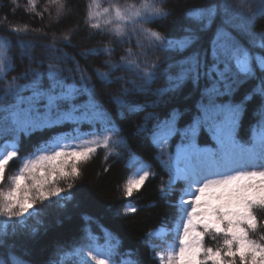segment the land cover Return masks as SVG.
I'll list each match as a JSON object with an SVG mask.
<instances>
[{
	"label": "snow or ice",
	"instance_id": "obj_1",
	"mask_svg": "<svg viewBox=\"0 0 264 264\" xmlns=\"http://www.w3.org/2000/svg\"><path fill=\"white\" fill-rule=\"evenodd\" d=\"M48 5L55 9L57 23L74 14L69 0H48ZM36 7V0H28L30 14ZM99 7L97 0L85 4L83 29L72 25L59 35L45 32L39 42L0 37V101H11L0 103V137L6 133L12 137L0 145V184L5 182L9 164L19 163L8 178L10 187L0 188V217L6 218L0 222V248L7 249V258L0 254V264H29L13 251L15 244H9L7 238L16 235L18 228L36 235L45 208L53 204L64 207L73 200L71 190L82 174L80 166L100 149L105 162L124 159L117 149L127 150L126 167L136 169L125 181L127 197L156 178L150 171L152 165L130 150L125 130L118 123L129 116L141 117L132 135L148 138L157 149L154 159L169 177L159 189L162 198L175 197L172 225L164 224L145 238L153 252L163 249L154 257L159 264H264V32L255 30L257 21L264 20V0H210L196 6L189 12L196 26L186 28L179 39L150 27L172 15L162 0H140L138 4L114 0L102 13ZM214 24L204 47V34ZM5 30L17 36L31 34L26 27ZM81 31L87 32V39L98 35L108 39L103 47L76 54L86 60L103 53L108 57L103 64L108 71L93 67L89 74L88 67H82L76 55L65 50L77 47L73 41ZM241 35L254 45L259 40L255 46L262 52L253 53L241 42ZM134 37L137 50L129 47L116 58L114 53L132 44ZM14 47L22 50L21 58L28 60L29 67L8 79L16 71ZM37 49H43L39 57ZM161 51L179 53L180 59L161 61ZM45 75L50 81L47 88L42 84ZM161 79L164 86L153 87ZM251 79H258L259 85L240 102H233L238 89ZM189 84L198 99L194 114L181 126L184 113L180 108L161 109ZM110 88L115 90L106 91ZM26 91L31 95H24ZM253 95L261 98L260 119L250 137L242 140V118ZM80 97L85 99L77 102ZM105 97L112 108L106 106ZM222 98H228L227 102H221ZM69 123L70 131H54ZM85 123L89 131L81 130ZM35 133L50 135L35 143L31 152L20 155L22 138ZM203 133L211 137L213 146H201ZM174 138L179 142L173 144ZM45 201V208L37 207ZM126 210L137 211L132 205ZM31 219L34 225L29 224ZM104 231L101 245L86 226L81 242L71 250L58 248L48 264H68L69 260L74 264H140L133 259L117 261L120 241ZM152 237L162 244H151ZM206 240L219 243L206 246Z\"/></svg>",
	"mask_w": 264,
	"mask_h": 264
},
{
	"label": "trees",
	"instance_id": "obj_2",
	"mask_svg": "<svg viewBox=\"0 0 264 264\" xmlns=\"http://www.w3.org/2000/svg\"><path fill=\"white\" fill-rule=\"evenodd\" d=\"M90 0H69L73 6V15L64 20L62 23H57L55 18V9L48 5V0H36L35 13H29L28 0H0V37H10L13 41H33L39 42V37L42 33H47L51 36L53 33L59 35L60 30L66 29L68 26H79L81 29L83 25V13L85 4ZM114 0H97L99 4V11L102 13L103 8L108 7ZM122 3H139L140 0H121ZM210 0H162L166 10L172 12V15L166 19L159 21L158 25H150L154 30H159L163 35L171 39H179L185 34V29L196 26L197 22L189 16V12L196 6L206 5ZM218 2V0H217ZM235 2V0H233ZM43 12V16L39 13ZM52 15L49 16L48 13ZM14 13V14H13ZM104 16L101 15L100 23L104 27ZM6 21V23H5ZM216 23H219L217 18ZM26 27L31 34L28 35H14L5 29L9 27ZM216 25H213L212 30L204 34L202 45L207 47L208 40L213 35ZM51 28V31H49ZM257 32H264V20H258L255 26ZM235 34V33H234ZM241 42L248 47L253 53L262 52V50L255 45H259L260 41L256 40L255 45L249 43L248 39L241 35ZM47 43V41H44ZM77 45L76 48L65 49L72 55L78 52L87 51L90 48L103 47L109 41L104 35L95 36L93 39H87V32L81 31L79 36L73 41ZM132 47L135 48V37L132 44H126L119 49L114 56L119 58L124 54V51ZM31 52V49L26 50ZM43 49L35 51L36 56H40ZM12 54L15 56L16 71L10 73L8 79L12 76L22 74L28 67L29 62L26 58H21L22 50L19 47H14ZM161 61L172 62L180 59V54L175 52L159 53ZM77 60L82 67H88L89 74L93 67L100 68L102 71H108L103 66L104 61L108 59L106 55L101 53L98 56H89L86 60L76 55ZM66 65L65 67H70ZM38 67V65H32ZM40 71H44L43 68ZM120 74V73H118ZM259 74V71H258ZM93 82H96V77L93 75ZM20 83H28V81H20ZM71 83V81H69ZM204 81H201V87L204 86ZM258 79H251L243 84L237 93L231 98L233 102H240L246 93L251 92L259 85ZM43 87L47 88L50 81L45 75L42 78ZM165 80L161 79L153 87L164 86ZM3 87V82H0V88ZM115 88L107 89L106 91H114ZM24 95H31L30 91L23 93ZM84 97L78 98L77 102H81ZM167 99V97L165 98ZM198 99L196 91L189 84L184 89L181 95L176 96L171 102L167 104V110L173 106L180 108L184 113L180 124L183 126L186 119H189L195 112V103ZM228 98H222L221 102H227ZM11 101H0V103H8ZM105 104L109 108L112 105L105 97ZM261 108V98L259 95H253L252 99L246 104V111L242 118V127L240 130V138L247 140L252 132V128L259 121V110ZM141 120L140 116H129L126 120L118 121L121 127L125 130V138L128 140L129 148L138 156L143 158L147 163L152 165L151 172L156 173V178L150 179L145 183L140 191L134 192L132 197H127L124 194L125 181L133 173L135 168L126 167L127 164V150L117 149L124 155V159L117 161L110 158L107 162L104 161V150L100 149L97 154L87 163L82 164L81 176L73 182L72 192L75 193L73 200L66 203L64 207H59L53 204L51 207L45 208L47 201L43 204H38L37 207L45 208V212L39 217L42 223L39 225V231L36 235H31L29 229H17L16 235H9L7 238L9 244H15L13 251L29 262V264H48V262L55 258L57 249L62 247L66 250H71L73 246L81 242L84 236V229L88 226L91 232L99 237L98 243L103 245L105 243V231L118 237L120 241L119 253L115 257L117 261L123 259L139 260L140 264H159L154 257L163 249L157 248L155 252L145 243L146 236L152 231L164 224L168 225L173 221L175 210L172 207L175 197L166 201L162 198L159 191L164 187L169 179L166 172L154 159L157 154V149L151 144L147 137H134L132 133L135 131L136 124ZM72 125L65 124L54 131L65 132L70 131ZM82 131H89L88 124L81 125ZM50 133H35L30 138H22L20 155L31 152L32 146L43 137L49 136ZM11 134L6 133L0 137V141L10 140ZM178 138H174L173 144L178 143ZM201 146H213L214 142L207 133H203L200 137ZM166 158V157H165ZM19 167L18 162L9 164L6 171V179L0 188L7 190L10 187L8 178L15 174ZM163 181V184L161 183ZM61 187H66L64 182H61ZM53 200L57 198L53 197ZM135 206L137 211L132 213L126 210V206ZM151 205H155L154 207ZM91 217V220H89ZM6 218L0 217V222ZM30 225L35 224V220H29ZM103 229V230H102ZM8 232H12V225L9 224ZM150 243L154 245L162 244L161 239L152 237ZM217 242L206 240V246L215 247ZM131 253V255H126ZM0 254L7 258V249L0 248ZM68 264H74L73 260H69Z\"/></svg>",
	"mask_w": 264,
	"mask_h": 264
},
{
	"label": "rangeland",
	"instance_id": "obj_3",
	"mask_svg": "<svg viewBox=\"0 0 264 264\" xmlns=\"http://www.w3.org/2000/svg\"><path fill=\"white\" fill-rule=\"evenodd\" d=\"M5 143H6V142H5ZM3 144H4V143H3ZM1 145H2V144H1ZM171 225H172V222L168 224L169 227H170ZM157 229H158V228H157ZM155 230H156V229H155ZM152 232H153V231H152ZM172 238H173L172 236H169V237H168L169 240H172Z\"/></svg>",
	"mask_w": 264,
	"mask_h": 264
}]
</instances>
